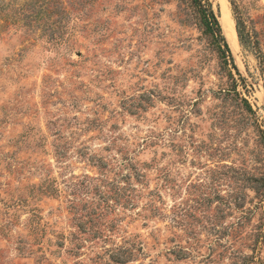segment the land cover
<instances>
[{"label":"rangeland","instance_id":"1","mask_svg":"<svg viewBox=\"0 0 264 264\" xmlns=\"http://www.w3.org/2000/svg\"><path fill=\"white\" fill-rule=\"evenodd\" d=\"M210 1L237 69L193 0H0V264H264V0Z\"/></svg>","mask_w":264,"mask_h":264},{"label":"trees","instance_id":"2","mask_svg":"<svg viewBox=\"0 0 264 264\" xmlns=\"http://www.w3.org/2000/svg\"><path fill=\"white\" fill-rule=\"evenodd\" d=\"M193 2L201 15V19L206 31L217 42L220 56L225 61L231 60L233 67L237 69L233 62V56L231 53L230 46L226 40L225 35L223 34L218 15L214 11L212 2L210 0H193ZM237 33L240 38V41L242 42L243 32L240 22H237Z\"/></svg>","mask_w":264,"mask_h":264},{"label":"bare ground","instance_id":"3","mask_svg":"<svg viewBox=\"0 0 264 264\" xmlns=\"http://www.w3.org/2000/svg\"><path fill=\"white\" fill-rule=\"evenodd\" d=\"M219 18L227 41L229 42L231 48L235 51L239 46L238 34L235 26V20L229 9L228 3L225 1L221 6Z\"/></svg>","mask_w":264,"mask_h":264}]
</instances>
